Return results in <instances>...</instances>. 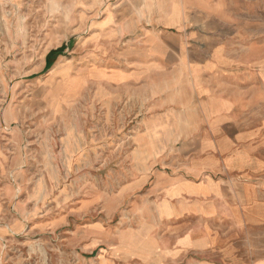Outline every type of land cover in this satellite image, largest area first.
Masks as SVG:
<instances>
[{
  "label": "rangeland",
  "instance_id": "374dc122",
  "mask_svg": "<svg viewBox=\"0 0 264 264\" xmlns=\"http://www.w3.org/2000/svg\"><path fill=\"white\" fill-rule=\"evenodd\" d=\"M121 2L0 0V264H264V218L222 226L224 244L168 262L145 249L183 228L201 239L218 222L171 212L178 201L157 182L188 167L200 136L168 135L154 149L150 96L107 80L106 20ZM125 4L131 16L142 7ZM245 4L230 89L247 132L238 138L264 163V0Z\"/></svg>",
  "mask_w": 264,
  "mask_h": 264
},
{
  "label": "crops",
  "instance_id": "0c3cea01",
  "mask_svg": "<svg viewBox=\"0 0 264 264\" xmlns=\"http://www.w3.org/2000/svg\"><path fill=\"white\" fill-rule=\"evenodd\" d=\"M139 1L142 7L133 16L122 0L116 19L106 20L105 41L113 54L107 80L150 96L145 128L154 149L168 148V135L200 136L188 167L157 182L178 201L171 212L218 222L204 226L195 241L189 228L172 232L166 241L151 237L145 249L168 262L224 244L222 226L238 228L264 218V178L250 175L264 170V163L244 149L249 140L238 138L247 132L237 129L241 100L230 89L239 69L232 42L247 37L245 0ZM159 90L166 92L159 95ZM185 123L189 129L179 131Z\"/></svg>",
  "mask_w": 264,
  "mask_h": 264
},
{
  "label": "trees",
  "instance_id": "16d2710c",
  "mask_svg": "<svg viewBox=\"0 0 264 264\" xmlns=\"http://www.w3.org/2000/svg\"><path fill=\"white\" fill-rule=\"evenodd\" d=\"M60 52H61V51H59V52H57V53L59 54ZM57 53L55 52V54H57ZM53 54H54V53H53ZM55 54H54V55H55ZM52 57H53V55H52V53H51V55L48 56V59H49V60H48L47 66H46L47 69H49V68L52 66V64H53V62H51V60H50Z\"/></svg>",
  "mask_w": 264,
  "mask_h": 264
},
{
  "label": "bare ground",
  "instance_id": "6f19581e",
  "mask_svg": "<svg viewBox=\"0 0 264 264\" xmlns=\"http://www.w3.org/2000/svg\"><path fill=\"white\" fill-rule=\"evenodd\" d=\"M51 70H53V69H51Z\"/></svg>",
  "mask_w": 264,
  "mask_h": 264
}]
</instances>
